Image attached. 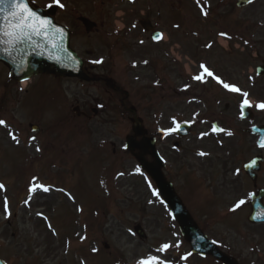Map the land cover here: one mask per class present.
Returning <instances> with one entry per match:
<instances>
[{
	"label": "rangeland",
	"instance_id": "rangeland-1",
	"mask_svg": "<svg viewBox=\"0 0 264 264\" xmlns=\"http://www.w3.org/2000/svg\"><path fill=\"white\" fill-rule=\"evenodd\" d=\"M29 1L42 9L55 5L53 0ZM191 2L186 1V48L183 47L189 58L188 72L193 70L189 53L195 46V34L192 33L195 12L189 6ZM60 3L64 7H59L58 21L74 31L71 47L82 55L86 40L84 28L76 22L79 17L99 24L101 19L114 14L119 28L123 15L138 13L139 8L143 12L151 2L60 0ZM105 22L110 23L108 19ZM260 23L264 28V15ZM188 77L192 78L191 75ZM9 81L6 69L0 65V120L7 125L0 126V184L5 186L0 190V257L4 261L8 264H138L149 256H157L170 264H217L191 254L168 209L158 195H153V192L157 193L153 183L126 152L125 139L131 134V123L127 118L120 123V137L113 131L106 132L101 137L105 139L97 144L85 133L83 120L72 117L74 100L81 101L87 94L95 96V89L44 75L34 77L25 87ZM136 88L129 81L124 91L130 93L131 105L139 109L147 102L134 96ZM226 103L217 102L210 107L213 103L196 101L194 92L187 93L169 105L171 128L180 123L199 125L201 122L211 127L212 112L224 109ZM142 119L147 122V118ZM32 125L40 127L41 135L31 130ZM49 127L55 130L58 154L51 183L40 174L45 162L40 164V150L37 151L46 146L43 141H46ZM10 131L19 143L9 136ZM195 135L196 130L183 142L184 152L173 149L175 137L170 135L168 173L175 176L178 193L204 227L205 234L221 249L241 264H264V225H250L244 211L229 214L226 219L220 217L221 208L205 206L199 212ZM114 150L117 155L113 154ZM37 185L47 187L56 200L53 219L49 223L51 228L42 223L39 226L35 217L38 213H28L25 209L40 188L32 193L28 190ZM5 199L10 215L3 210ZM215 219L218 223L212 222ZM8 220L12 222L9 234ZM206 220L209 224L204 226ZM136 226L144 230V240L136 235ZM13 233L16 234L14 238ZM105 243L108 249L104 248ZM163 244L170 247L158 252ZM185 256L187 259H183Z\"/></svg>",
	"mask_w": 264,
	"mask_h": 264
},
{
	"label": "flooded vegetation",
	"instance_id": "flooded-vegetation-1",
	"mask_svg": "<svg viewBox=\"0 0 264 264\" xmlns=\"http://www.w3.org/2000/svg\"><path fill=\"white\" fill-rule=\"evenodd\" d=\"M186 1L147 0L151 3L143 12L139 8L138 13L123 15L119 28L114 14L106 16L110 23L105 22L107 19H101L99 24L92 22L94 29L84 36L82 54L86 78L60 80L80 82L97 91L93 97L87 94L81 101L75 99L72 110V117L83 120L82 127L90 140L99 144L105 139L102 135L111 131L120 137V123L124 117L131 122L147 118L142 124L166 160L171 153L170 135L165 134L171 128V101L192 92L197 101L213 103L210 107L227 101L224 109L212 112L211 128L202 122L193 125L196 130V188L200 191L198 210H204L205 206L221 208L220 217L224 219L242 211L249 215L253 196L264 192V134L260 132L264 129V110L256 107L264 103V28L260 23L264 0L244 6L238 4L239 0H199V3L190 0L189 6L195 12L192 31L195 46L189 53L193 60L191 72L187 71L189 58L183 49L186 48ZM82 20L79 17L76 22L81 25ZM221 32L228 36L222 37ZM158 34L163 37L159 41L154 39ZM201 64L223 81L249 93L252 107L245 109L243 118L239 107L243 97L238 93L229 92L206 74V83L188 77L200 74ZM128 80L137 86L134 96L147 102L144 107L136 109L131 105L130 93L124 91ZM74 108H78L77 111ZM214 125L224 131L213 132ZM54 139H57L55 130L49 127L46 141H43L46 146L40 148L39 157L41 165L45 162L40 174L42 178L47 177L49 183L58 157ZM187 139L177 142L176 150L183 148ZM201 152L206 155H199ZM113 154L117 155V151ZM168 171L166 164L164 174L174 183L175 176ZM34 197L25 206L26 212L39 213L35 217L40 224L50 227L56 201L52 192L40 190ZM18 200L20 203V198ZM239 200L245 203L232 211ZM14 218L17 219L16 214ZM207 221L204 226L209 224ZM212 222L218 223L217 219ZM11 224L8 220V234ZM15 236L13 233L12 238Z\"/></svg>",
	"mask_w": 264,
	"mask_h": 264
},
{
	"label": "water",
	"instance_id": "water-1",
	"mask_svg": "<svg viewBox=\"0 0 264 264\" xmlns=\"http://www.w3.org/2000/svg\"><path fill=\"white\" fill-rule=\"evenodd\" d=\"M246 3H248V0L244 2V4ZM28 5L42 19L50 21L51 26L42 35L24 39L23 42L14 45L8 42L7 37L0 35V62L9 69L10 78L16 82L28 81L40 74L84 78L82 73L83 63L70 48L69 30L56 24L53 19L57 9L52 7L45 11L33 8L29 2ZM8 11L7 5L4 6L3 11H0V28H3L6 24L5 17ZM91 29V25L87 23L86 30L89 32ZM189 132V126H181L176 133L184 137ZM145 134L140 124L135 125L133 136L128 137L126 140V148L132 154L135 150L140 151V154L135 156L136 159L139 161L141 168L156 183L164 203L171 209L173 218L179 224L182 236L191 246L192 253L201 256L209 255L225 264H238L234 259L222 254L200 231L190 214L183 207L173 186L165 180L162 174L163 163L156 152L154 141L148 138H143L139 142L136 140L137 137ZM146 155L153 156L154 163L146 162L144 158ZM252 208L250 222L254 224L264 222V207L261 197L254 199ZM136 233L139 237L145 238V234L141 229H136ZM0 264L4 263L0 260Z\"/></svg>",
	"mask_w": 264,
	"mask_h": 264
},
{
	"label": "snow or ice",
	"instance_id": "snow-or-ice-1",
	"mask_svg": "<svg viewBox=\"0 0 264 264\" xmlns=\"http://www.w3.org/2000/svg\"><path fill=\"white\" fill-rule=\"evenodd\" d=\"M199 3V0H197ZM249 3H253L254 0H248ZM53 3L63 8L64 5L60 3V0H53ZM8 6V13L5 17L6 24L3 28H0V35L7 37L8 42L10 44H15L18 42H23L24 39H30L33 36H40L43 32L47 31L48 28L51 26V22L42 19L40 16L37 15L35 11H33L29 5L27 0H0V11H3L4 6ZM53 5H49V7H52ZM203 14L207 16V12H204L203 9H201ZM135 26V25H133ZM59 31V30H58ZM220 35L222 37H227L228 34L226 32H221ZM163 37L162 35H157L154 39L157 41L161 40ZM211 47V45H209ZM96 63H100L101 61H95ZM200 68L203 70L200 74L193 76V79L196 81H199L201 83H206V80L204 79L205 74L210 77L211 79L215 80L218 84L222 85V87L229 92L238 93L240 96L243 97V100L241 101L239 107H240V113L241 118L244 117L245 109L252 107V104L250 103L248 96L249 93L242 91L239 87L233 84H229L225 81H223L220 77L215 75L213 72H211L205 65L201 64ZM256 107L258 109L264 110V103L257 104ZM175 124V121H173ZM0 126L6 127V122L4 120H0ZM179 126L175 128H169L166 130L165 134H171L172 132L177 131ZM213 132H223L224 129H218L215 125L212 128ZM11 138L19 143V140L15 134H13L11 131L8 133ZM229 136L232 135L231 132L227 133ZM33 139H35L33 137ZM262 146H264V142H262ZM40 149L37 148V151ZM201 156L206 155V153H198ZM247 167H251V165H247ZM4 185L0 184V190L4 189ZM37 188H42L44 192H48L49 189L44 186L37 185L33 188H29V192L32 193L36 191ZM153 195H158V193L153 192ZM245 203L244 200H239L232 211H235L237 208H240ZM3 210L6 214L10 215L9 213V203L5 199L3 202ZM39 215V213H38ZM170 245L163 244L160 248L157 249L158 252H164L166 251ZM93 251H96L93 249ZM190 255V254H189ZM183 259H187V256L183 257ZM138 264H166L164 260L159 259L157 256H149L147 260H140L138 261Z\"/></svg>",
	"mask_w": 264,
	"mask_h": 264
},
{
	"label": "bare ground",
	"instance_id": "bare-ground-1",
	"mask_svg": "<svg viewBox=\"0 0 264 264\" xmlns=\"http://www.w3.org/2000/svg\"><path fill=\"white\" fill-rule=\"evenodd\" d=\"M22 85L25 87L26 86V83H23Z\"/></svg>",
	"mask_w": 264,
	"mask_h": 264
}]
</instances>
